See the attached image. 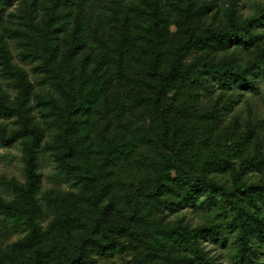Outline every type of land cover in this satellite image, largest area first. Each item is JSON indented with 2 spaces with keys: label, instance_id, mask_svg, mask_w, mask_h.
I'll return each mask as SVG.
<instances>
[{
  "label": "trees",
  "instance_id": "1",
  "mask_svg": "<svg viewBox=\"0 0 264 264\" xmlns=\"http://www.w3.org/2000/svg\"><path fill=\"white\" fill-rule=\"evenodd\" d=\"M206 9L205 0H187L183 9L172 0H0V149H20L24 175V183L10 182L11 191L0 192V239L22 235L0 248V264H99L127 249L138 264L143 254L159 264L155 250L166 245L142 203L167 215L200 209L224 221L233 217L236 264H261L264 187L253 185L249 173L264 169V150L239 158L238 169L230 165L227 158L243 155L252 133L227 121L225 95L259 89L264 9L257 17L231 16L226 27L208 26L187 40L189 24L201 22ZM10 19L19 27L13 44L2 32ZM19 44L17 61L12 46ZM238 47L255 49V61L217 59ZM25 62L37 63L47 84L40 114ZM8 83L14 93L4 89ZM186 83L192 100L174 109ZM119 85L139 86L128 107L109 103V91ZM98 115L130 116L139 127L131 138L94 141ZM178 119L198 122L207 141L226 135V152L199 164L183 161L173 140ZM47 129L55 131L50 142ZM131 146L159 157L153 186L136 195L115 172ZM227 170L230 179L223 177ZM165 233L190 264H219L213 251L228 240L224 226L195 228L182 218Z\"/></svg>",
  "mask_w": 264,
  "mask_h": 264
},
{
  "label": "rangeland",
  "instance_id": "2",
  "mask_svg": "<svg viewBox=\"0 0 264 264\" xmlns=\"http://www.w3.org/2000/svg\"><path fill=\"white\" fill-rule=\"evenodd\" d=\"M181 9L186 7L187 0H172ZM207 9L205 11L204 19L195 24H189V31L187 40H192L197 34L204 31L208 26L211 27H226L231 16L241 18H251L260 15L264 9V0H205ZM19 29L18 21L10 19L3 24V34L8 41L13 44V39L10 36L13 32ZM264 41V28L260 29ZM189 40L188 43L191 41ZM22 46V47H21ZM12 53L17 61L23 45H14ZM92 58L96 55L92 54L89 49L86 50ZM193 54V52H190ZM217 59L226 62H234L242 65H247L255 61V49H247L244 47L230 48L217 55ZM22 66L29 72L30 79L35 87V93L32 100V105L36 108V112L40 114L41 108L38 103L43 99L44 94L48 91L47 84L43 79V75L34 70L38 66L37 63L25 62ZM10 85L9 83L7 84ZM4 85V89L14 93V86L9 87ZM186 83L176 94V102L174 109H178L183 105L191 102V95ZM139 91V86L133 87L131 85H119L115 89L109 91V103L120 104L128 107L134 97L135 92ZM142 94V93H141ZM225 100L231 105V113L228 120L236 121L242 131H251L252 136L249 140L248 148L243 151V155L239 151H234L227 158L231 166H236L238 169L241 158L252 157L257 151L264 150V77L260 80L258 91L241 92V93H227ZM38 114V115H39ZM139 127L136 120L130 116L123 118H102L98 115L97 120L91 128L90 136L94 141L101 138H108L110 140H118L123 136L131 138L135 130ZM176 134L173 137L175 148L177 149L179 158L188 162L190 165L199 164L204 160L210 158H218L227 150L226 138L227 136L221 133L220 136L215 137L212 141H207L204 135L202 126L196 121H185L178 119L175 122ZM55 134L54 130L47 129L45 132L46 142L52 141ZM9 152V155L7 153ZM0 149V192H8L11 189L8 187L10 182L24 183L23 164L21 162V152L19 148L11 150ZM159 160L158 153L151 149L139 146H131L129 150L128 161L120 168L116 169V179L121 183L130 194H142L153 186L154 172L153 162ZM223 177L225 179L231 178V170H227ZM251 183L255 186L264 187V169L261 171H253L249 173ZM7 188V189H6ZM5 194V193H4ZM142 213L146 215L152 225L153 230L158 234V237L164 240L166 245L164 247L156 248L155 250L160 256L159 264H190L185 258L183 252L177 248H171V243L163 238L166 236V231L170 230L177 218H182L185 223H189L193 227H208L213 225L224 226L228 233V240L223 247L217 248L213 251L214 256L217 257L219 264H236L237 263V243H236V225L233 217L227 221L221 220L214 212H209L200 209H183L175 214L167 215L160 210L157 205L150 204L145 206L142 203ZM264 207V206H263ZM264 211V209H263ZM260 219H264V212L259 215ZM4 222V221H2ZM1 222V223H2ZM22 235H9L0 239V248L2 250L10 248ZM171 248V249H170ZM260 263L264 264V245L260 249L259 254ZM141 264H155L146 254L140 256ZM99 264H138L133 255L127 251H123L115 258L104 260L99 258Z\"/></svg>",
  "mask_w": 264,
  "mask_h": 264
}]
</instances>
